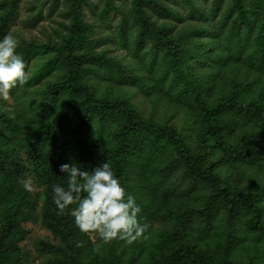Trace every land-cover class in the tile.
<instances>
[{"label":"trees","instance_id":"1","mask_svg":"<svg viewBox=\"0 0 264 264\" xmlns=\"http://www.w3.org/2000/svg\"><path fill=\"white\" fill-rule=\"evenodd\" d=\"M20 2L0 0V37ZM60 2V26L18 40L27 80L0 98V264H264V0H52L50 11ZM105 160L140 206L135 240H94L53 203L60 164ZM38 220L54 240L35 241L36 263L23 243Z\"/></svg>","mask_w":264,"mask_h":264},{"label":"clouds","instance_id":"2","mask_svg":"<svg viewBox=\"0 0 264 264\" xmlns=\"http://www.w3.org/2000/svg\"><path fill=\"white\" fill-rule=\"evenodd\" d=\"M18 46L12 33L0 37V98L5 100L11 89L27 80L26 62L16 51ZM59 167L68 179L66 187L54 184L51 189L58 214L67 210L80 232H95L105 244L114 239L131 241L142 235L145 226L138 221L140 206L122 186L109 161L97 163L90 171L75 162ZM23 187L32 190L28 181L23 182ZM69 205L75 206L69 209Z\"/></svg>","mask_w":264,"mask_h":264},{"label":"rangeland","instance_id":"3","mask_svg":"<svg viewBox=\"0 0 264 264\" xmlns=\"http://www.w3.org/2000/svg\"><path fill=\"white\" fill-rule=\"evenodd\" d=\"M40 0H21L20 7H19V17L16 19V21L11 24L10 29L7 33H12L18 40H21V38H30L32 36H38V37H45L46 32L45 28L52 29L54 26H60L58 23V20L62 19L61 15V8L62 4L61 2L55 6L52 9V12L50 11V6L52 0H42L44 3L42 6L38 7L36 5V2ZM95 2H98L99 0H93ZM102 5V3L100 4ZM39 12H41L39 14ZM98 12V8L96 9V12L92 11L90 8H86V15L89 20L95 19V14ZM54 19V21L52 20ZM121 19L120 13H115L114 11L111 13L109 17V24L108 26L113 27L117 25V22ZM46 26V27H45ZM109 29H106L105 27L98 26L96 35L108 33ZM117 44L111 41L106 42V46L111 50V53H115L118 56H122L126 53V49L119 48L116 46ZM102 47H104V43L102 44ZM101 90L105 89V87L101 84L100 85ZM133 100H140V96L135 94L132 95ZM141 103L142 107L147 106V100H141L139 101ZM144 107V108H145ZM180 115V114H179ZM180 117L177 115L175 118L178 120ZM32 185V189H37V184L33 183L32 181H29ZM28 227L31 228V232L28 236V238L23 243L26 248H28L33 253V258H35L36 263H39L42 259L38 255H36L35 252V241L38 238L47 237L54 240L53 236L51 235L50 231L45 228L41 222L38 221H30L28 222ZM94 240H97L98 234L95 232H90Z\"/></svg>","mask_w":264,"mask_h":264}]
</instances>
